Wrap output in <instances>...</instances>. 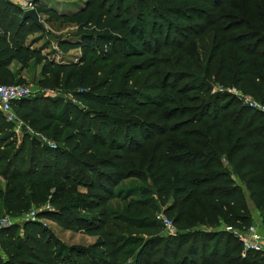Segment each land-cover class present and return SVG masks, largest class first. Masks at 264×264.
<instances>
[{"label": "trees", "instance_id": "1", "mask_svg": "<svg viewBox=\"0 0 264 264\" xmlns=\"http://www.w3.org/2000/svg\"><path fill=\"white\" fill-rule=\"evenodd\" d=\"M48 1H36L43 24L70 23L80 41L55 37L54 54L80 49L79 62L30 48L42 31L52 47L51 33L0 0V85L25 83L21 71L33 62L43 89L75 102L35 95L13 103L33 132L62 141L57 149L27 131L19 141L0 112V201L20 218L53 188L52 210L38 217L100 240L69 246L29 221L23 236L19 225L0 229L8 252L0 264H264L259 253L242 257L239 238L215 231H245L255 214L264 228V114L212 85L264 103V0H84L72 15ZM142 73V87L132 88ZM115 201L123 206L115 210ZM160 209L176 236L160 234Z\"/></svg>", "mask_w": 264, "mask_h": 264}, {"label": "rangeland", "instance_id": "2", "mask_svg": "<svg viewBox=\"0 0 264 264\" xmlns=\"http://www.w3.org/2000/svg\"><path fill=\"white\" fill-rule=\"evenodd\" d=\"M84 3H85L84 0H49L48 3L46 4V6L48 8H51L52 10L56 11L58 14L72 15L74 13H77L79 10H81L82 7L84 6ZM44 21H46V17H44ZM44 30H45V32L51 33L49 38L52 40V43H54V45L52 47L51 46L49 47L47 45L45 46L46 35L42 31L41 33H38V34L35 33V34L30 36V38L28 39V43H27V45L30 48L40 50L42 56H44L45 58H47L48 60H51V61L55 60V62H58V63L68 64V63H72V62H74V63L79 62V60L81 58V50L80 49L72 50L67 55H62V54L57 55V53L54 54V52H53L54 51L53 49L57 50V48H58L56 46V38L55 37H57V38L63 37L67 41L69 40L72 42H80L79 37L74 36V33L77 31V27H75L74 25H72L70 23H66V24L51 23V22L47 23V21H46V23L44 24ZM35 40L37 41L36 43H35ZM128 65L130 68L129 63H128ZM131 65H133V62H131ZM12 69L14 71L17 70L18 65H16V64L13 65ZM41 70H42V65H35L33 62H31L27 69H24L23 71H21L20 76L25 78L26 82L23 84L19 83L17 85L32 87L34 89V93H35V91H38V90H44L42 88V86L39 85V82L41 80ZM147 75H148V73H142L141 75H138V74L134 75L132 77V88L137 86L136 82H138V80H140L139 78L147 77ZM141 83H143V80H140L139 84H141ZM212 85H213V92L214 93L217 92L219 86H221L217 83H213ZM140 87H142V85L137 86L138 89H140ZM143 90H145V92H150L147 89H143ZM50 95H53V96H60L61 95V97L64 98L66 101L75 102V100H73V97L71 95H64L61 92H59V90H50L49 94L45 95V96H50ZM147 111L149 112V110H147ZM2 114L6 117V115L4 113H2ZM146 114H147V112H146ZM22 123L24 124V122H22ZM30 130H31L30 127L27 124H25L23 126V129H21L20 134L18 135L19 141L24 136L25 131L29 132L30 136H32L34 139L36 138V136H39L40 133L36 132V134H35L36 136H35L34 133H32ZM41 136L46 138L49 142L52 141V143H54L56 145V149L58 147L62 146V143H61L62 141H60V142L59 141H53L51 138L49 139L46 135H42V134H41ZM38 138H40V136ZM43 146L44 145H41V147H43ZM130 182L124 183L120 186H125L127 184H130ZM132 183L137 184L138 182L133 181ZM25 186L27 188L25 195L32 197L34 194L31 190L32 188L29 187L28 185H25ZM5 189H6V181L3 178H0V191L4 192ZM53 193H54L53 188L48 189V191L45 193V195L43 197H39V198H37V201L31 202L29 210L27 212H25L22 216H20V218H15V217L11 216L7 212V210L4 206L3 200H1L0 201V224L3 220H12L11 222H15L14 225H19L21 227L19 229V235L23 236L24 230H23L22 226L26 222H28L27 221L28 216L31 213L35 212L37 214V216H36V220L33 222H41L45 227H48L55 234V236H57L66 245L91 247V246L95 245L97 242H99V240H100L99 235L89 236V235H85L82 233H74V232L65 230L64 228H62L58 224H56V223H54L48 219L38 217L39 214H41L45 210H52V208H51L52 205L50 204V201L53 197ZM84 193H86V191H82V194H84ZM112 206H114L115 210H116V208H118L119 206H123V204L119 203L118 201H115L114 203H112ZM164 210L165 209H160L157 212V220H158L159 215L165 214ZM165 216L168 217L166 214H165ZM255 218L256 219L253 220L252 224H254V223H261L262 224V220H261V217L259 214ZM160 223L162 225V230L160 231V234L165 235V236H169L168 229L164 227V225L162 224L161 221H160ZM9 227H11V226H9ZM99 252H103V250H99ZM0 253H1L2 258H8V252L5 250L4 247H2L1 242H0Z\"/></svg>", "mask_w": 264, "mask_h": 264}, {"label": "built area", "instance_id": "3", "mask_svg": "<svg viewBox=\"0 0 264 264\" xmlns=\"http://www.w3.org/2000/svg\"><path fill=\"white\" fill-rule=\"evenodd\" d=\"M12 1V0H10ZM17 4L21 7L23 12L29 10H37V0H15ZM217 92H228L235 97H237L244 106H247L253 110H256L264 114V103L256 101L252 96L244 94L242 91L236 88H226L225 86H219ZM49 90H38L35 91L32 87L19 86V85H0V112L6 115V118L9 122L15 124V132L19 135L21 129H23L24 124L17 118L13 111V103L31 96L35 95H48ZM34 135L36 134L30 130ZM36 136V135H35ZM40 136V138H38ZM36 136V138L41 142L42 145L47 146L51 149H56L54 143L49 142L46 138L41 136ZM42 137V138H41ZM37 214L35 212L31 213L27 221H35ZM256 219V218H255ZM158 220L162 222L165 228L168 229L169 235L176 236L178 230L175 227L173 221L166 217L165 214L159 215ZM12 220H3L0 224V229L13 226L15 222ZM222 231L232 234L234 237L239 238L243 244L242 257L246 258L248 253H259L264 256V228L261 223L251 224L249 228L245 231L236 229L231 226L224 225Z\"/></svg>", "mask_w": 264, "mask_h": 264}, {"label": "water", "instance_id": "4", "mask_svg": "<svg viewBox=\"0 0 264 264\" xmlns=\"http://www.w3.org/2000/svg\"><path fill=\"white\" fill-rule=\"evenodd\" d=\"M23 19L32 20L39 28H44V24L40 19L39 13L35 9L24 12Z\"/></svg>", "mask_w": 264, "mask_h": 264}, {"label": "crops", "instance_id": "5", "mask_svg": "<svg viewBox=\"0 0 264 264\" xmlns=\"http://www.w3.org/2000/svg\"><path fill=\"white\" fill-rule=\"evenodd\" d=\"M12 1H14L15 3H17L15 0H12ZM255 211V210H254ZM258 214H255V217L257 216ZM254 217V218H255ZM223 227H224V225L222 224V225H220L217 229H215V231H222V229H223Z\"/></svg>", "mask_w": 264, "mask_h": 264}]
</instances>
